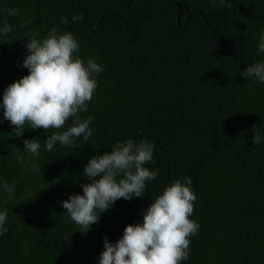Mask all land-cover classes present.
<instances>
[{
	"label": "trees",
	"instance_id": "obj_1",
	"mask_svg": "<svg viewBox=\"0 0 264 264\" xmlns=\"http://www.w3.org/2000/svg\"><path fill=\"white\" fill-rule=\"evenodd\" d=\"M78 14L83 20L74 22ZM4 22L12 31L0 35V98L28 74L27 40L53 28L71 32L75 55L103 70L94 74L87 110L78 113L94 117L92 135L74 138V146L57 142L47 151L43 143L73 118L61 129L15 130L0 108V211L7 212L0 264H98L104 238L114 244L184 177L197 197L190 218L199 230L181 264H264V83L240 76L264 61L257 52L264 0H0V28ZM25 139H39L38 155L24 150ZM129 139L155 145L144 166L156 179L81 233L61 202L91 182L82 175L90 156ZM4 183L15 185L13 195Z\"/></svg>",
	"mask_w": 264,
	"mask_h": 264
},
{
	"label": "clouds",
	"instance_id": "obj_2",
	"mask_svg": "<svg viewBox=\"0 0 264 264\" xmlns=\"http://www.w3.org/2000/svg\"><path fill=\"white\" fill-rule=\"evenodd\" d=\"M224 2L219 0L221 6ZM17 13L16 9L8 10L9 15ZM72 19L81 21L83 16L78 14ZM66 22L61 19V23ZM11 31L12 26L4 22L0 35L7 36ZM38 35L34 34L25 44L28 54L23 59V67L28 69V74L4 89L0 108L3 118L15 130L23 129L25 125L32 130L61 129L73 118L72 126L67 130L54 132L44 140L45 150L52 151L57 142L74 146V138L82 137L87 141L92 135L89 125L94 117L80 119L78 113L87 110V103L97 87L94 74L103 69L94 59L85 64L75 55L79 44L71 32L58 34L53 28L43 39H37ZM257 52L264 53V33L260 36ZM240 76L245 79L255 77L264 83V61L246 67ZM252 131V143L256 145L261 137L255 125ZM23 145L32 155L39 154V139H25ZM154 147L151 142L136 144L129 139L116 142L111 151L90 156L82 175L91 182L81 185L82 195H70L61 202L71 220L84 230L81 233L89 231L90 226L98 222L99 214L118 199L131 200L145 194L146 182L155 180L158 175L157 171L144 166L153 161ZM17 162L23 165V158L18 157ZM191 184L188 177L174 180L154 202H150L139 223L125 226L121 238L114 244L105 237L98 264H181L187 260L189 237L199 230V224L190 218L197 199ZM3 187L9 195L14 194V184L4 183ZM6 219L7 212L0 211V236L7 232Z\"/></svg>",
	"mask_w": 264,
	"mask_h": 264
}]
</instances>
